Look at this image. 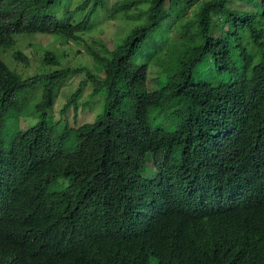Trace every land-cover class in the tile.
<instances>
[{"label": "trees", "instance_id": "obj_1", "mask_svg": "<svg viewBox=\"0 0 264 264\" xmlns=\"http://www.w3.org/2000/svg\"><path fill=\"white\" fill-rule=\"evenodd\" d=\"M100 10L136 24L86 46L98 72L0 56V264H264V0H0V51L83 41Z\"/></svg>", "mask_w": 264, "mask_h": 264}, {"label": "rangeland", "instance_id": "obj_2", "mask_svg": "<svg viewBox=\"0 0 264 264\" xmlns=\"http://www.w3.org/2000/svg\"><path fill=\"white\" fill-rule=\"evenodd\" d=\"M20 0H9L10 3L16 4ZM71 1H79V0H71ZM117 0H110V5L116 2ZM68 2V0H64V3ZM256 4V3H255ZM254 4V5H255ZM256 6V5H255ZM108 12L105 10H100L96 15V23H94V28L90 32H86L83 35V41L74 42L70 41L66 43L64 39H58L55 35H27L22 36L18 40L17 47L15 48H3L0 51V56L5 60V62L10 66V68H14L15 70L22 71L25 74L33 75L34 68L40 65V58L42 57V53L45 50L50 49L52 51L58 52L59 60L69 67H74L77 65H89L94 72H98L97 66L94 64L93 58L88 52H86V46H92L100 48L98 41H103L109 45V47H114L115 44L121 41V38L128 33V31L136 24L134 21H128L123 19L122 17H117L115 19L108 18ZM21 49L22 53L29 58V66H26L23 61L20 60H12L13 53ZM153 76V75H152ZM85 75L80 74L74 77L73 79H68L67 84L73 83L75 88L79 86V83L82 79H84ZM92 85V84H91ZM158 84L155 82L150 83V88H156ZM65 89V87H64ZM93 91V85L87 86L84 88V93L82 96V102L88 101L83 110L82 106L78 111V116L76 118L75 123L85 122V121H93L96 116L104 110L105 98H106V89H99L95 95L90 97V93ZM71 92L61 91L56 100V106L54 110V117L56 119H61V109L62 105L65 102L67 96ZM39 98L38 95L33 96V100ZM69 117L74 116V110H72L69 114ZM36 119L31 118L30 121H27L25 118H20V123L23 127H27L28 125L34 124ZM72 124L74 125V118L71 119ZM154 123H157L154 121ZM5 140H7V135H4ZM152 165H149V168ZM147 176L154 177V169L148 170L145 173Z\"/></svg>", "mask_w": 264, "mask_h": 264}]
</instances>
